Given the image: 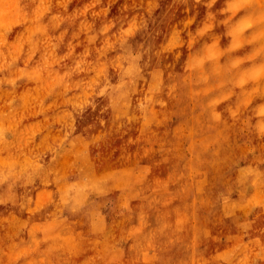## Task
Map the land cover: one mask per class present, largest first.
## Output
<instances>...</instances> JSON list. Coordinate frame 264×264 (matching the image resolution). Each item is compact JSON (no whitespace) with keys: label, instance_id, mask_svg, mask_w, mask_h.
I'll list each match as a JSON object with an SVG mask.
<instances>
[{"label":"rangeland","instance_id":"obj_1","mask_svg":"<svg viewBox=\"0 0 264 264\" xmlns=\"http://www.w3.org/2000/svg\"><path fill=\"white\" fill-rule=\"evenodd\" d=\"M0 264H264V0H0Z\"/></svg>","mask_w":264,"mask_h":264}]
</instances>
